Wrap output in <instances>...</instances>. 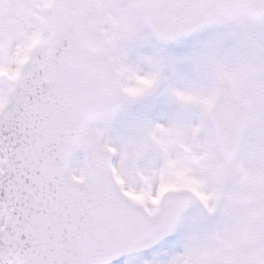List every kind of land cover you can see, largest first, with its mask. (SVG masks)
<instances>
[{
  "label": "snow or ice",
  "instance_id": "1",
  "mask_svg": "<svg viewBox=\"0 0 264 264\" xmlns=\"http://www.w3.org/2000/svg\"><path fill=\"white\" fill-rule=\"evenodd\" d=\"M121 257L264 264V0H0V264Z\"/></svg>",
  "mask_w": 264,
  "mask_h": 264
},
{
  "label": "rangeland",
  "instance_id": "2",
  "mask_svg": "<svg viewBox=\"0 0 264 264\" xmlns=\"http://www.w3.org/2000/svg\"><path fill=\"white\" fill-rule=\"evenodd\" d=\"M144 257H146V256H143L142 258H144ZM128 263H129V264H133V261H129Z\"/></svg>",
  "mask_w": 264,
  "mask_h": 264
}]
</instances>
